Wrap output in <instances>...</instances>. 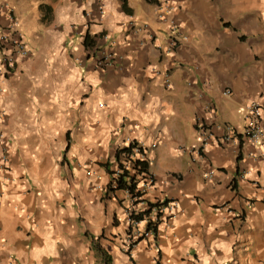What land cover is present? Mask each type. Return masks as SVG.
<instances>
[{
    "label": "crops",
    "instance_id": "crops-1",
    "mask_svg": "<svg viewBox=\"0 0 264 264\" xmlns=\"http://www.w3.org/2000/svg\"><path fill=\"white\" fill-rule=\"evenodd\" d=\"M26 1L0 2V34L23 31ZM132 1L60 0L39 33L22 20L30 55L0 77V264H102L90 236L111 264H264V142L245 137L248 105L264 112V0H169L189 37L174 52L170 23ZM103 51L117 59L100 68ZM131 140L155 180L144 199L178 204L132 250L146 203L103 201L101 167Z\"/></svg>",
    "mask_w": 264,
    "mask_h": 264
},
{
    "label": "built area",
    "instance_id": "built-area-1",
    "mask_svg": "<svg viewBox=\"0 0 264 264\" xmlns=\"http://www.w3.org/2000/svg\"><path fill=\"white\" fill-rule=\"evenodd\" d=\"M1 8V7H0ZM157 16L161 22H168L170 23L171 27V37H170V49L169 52H174L176 48L180 45L181 42H187L189 38L183 34L180 25L174 20L173 12H174V5L169 0H159L157 6ZM135 25V24H133ZM105 40H109V36H104ZM0 49L2 53L0 54V77L6 79L9 75L16 72L18 69V59L19 58H27L30 55V51L27 48V45L24 41L23 36L18 31L16 24L12 23L8 29L2 32L0 36ZM116 56L114 54L108 53L103 51L102 56L98 58L96 65L100 68L106 66L109 67L113 64L116 60ZM80 64L81 62L78 61ZM232 93L230 90H225L223 95L230 96ZM247 116H246V133L245 137L248 139L252 144H260L264 142V125H263V109L262 105L257 102H252L247 107ZM202 135V145L199 150L205 149L208 146L210 140L213 137V132L208 129L207 127H201L200 129ZM240 139V134L230 125L225 127V134L221 138V140L225 143L232 142V140ZM133 141H128V144L132 143ZM139 144V143H138ZM139 147L143 148L141 144ZM135 155L140 157L142 160H147L146 153L143 148V152H140L138 149L135 151ZM4 163L8 162L7 155H5L2 159ZM148 161V160H147ZM119 175V173H118ZM117 175V176H118ZM154 178L153 176L149 175L146 177H141L140 182L138 184V189L141 190L143 193H146L154 185ZM128 197H130L129 192L126 193ZM133 201V199H131ZM167 199L158 200L159 203H164ZM178 208V204L175 201H170L166 207H161V212L163 211L162 216V223L167 222L170 218L174 217L175 212ZM166 211L170 212V216L166 215ZM156 213L158 211L155 209L154 214L151 217L152 221H156ZM131 211L128 212V217L130 219ZM131 220V219H130ZM131 223V221H130ZM141 223V222H140ZM138 222H133V230L132 235L136 239L140 237L150 238L153 233L146 231H139L137 229Z\"/></svg>",
    "mask_w": 264,
    "mask_h": 264
},
{
    "label": "trees",
    "instance_id": "trees-1",
    "mask_svg": "<svg viewBox=\"0 0 264 264\" xmlns=\"http://www.w3.org/2000/svg\"><path fill=\"white\" fill-rule=\"evenodd\" d=\"M151 2L156 0H149ZM42 9V20L43 22L49 23L53 16V8L48 5H43ZM226 26H229L227 23ZM84 45L86 47L94 46L92 39L89 35L85 36ZM138 149L140 152H143V148L139 147L138 142L133 141L128 146L120 147L116 150L114 155V162L116 168H112L111 160L102 163L101 167H103L111 176V181L109 182L105 194L103 197V201H107L112 198L117 192H129L131 199H133V204L138 205L139 203H146L145 209L141 211H132L130 216V226L128 229V233H132L133 225L135 222H147L146 223V231L153 233V235L157 238V234L159 231V226L162 223L163 211L161 212V207H166L170 200H165L164 203H153L150 201H146L144 199L145 193L138 189V184L140 182L141 177H146L150 174V164L147 160H142L140 157L135 155V151ZM114 164V163H113ZM119 173V175H118ZM118 175V176H117ZM152 176V175H151ZM157 210L156 213V221H152L151 217L154 214V210ZM130 233V234H131ZM92 244L100 255L102 264H111L112 258L106 252V250L101 246L100 238H96L95 236H90ZM144 240V237H140L134 244H137ZM133 249V245L130 247Z\"/></svg>",
    "mask_w": 264,
    "mask_h": 264
},
{
    "label": "rangeland",
    "instance_id": "rangeland-1",
    "mask_svg": "<svg viewBox=\"0 0 264 264\" xmlns=\"http://www.w3.org/2000/svg\"><path fill=\"white\" fill-rule=\"evenodd\" d=\"M0 2H3V0H0ZM58 2H60V0H29V1L27 0L26 1L27 5L24 6L23 11H21L20 9L17 10L18 14L21 17H23V18H21V26H22V30H23L22 32L24 34H26V39H27L26 41L27 42H25V43H26L27 47L31 46V44H32L31 32H30L29 29H27V28L25 29L23 27L22 20L32 22L33 25L36 27L35 32L39 33L41 27L44 28L43 24L44 25L47 24V22H43L42 18L40 17V14L42 13V9H46V8H44L43 5H48V6H51V7L55 8V6H56V4ZM132 2H140L142 5H145L147 1L146 0H133ZM25 17H27V18H25ZM141 20L143 21L144 19L138 18L137 19V22H138L137 24L140 25L141 24L140 22H142ZM144 23H146V22H144ZM166 25L167 24H165V26ZM16 26H17V29H18L19 25L16 24ZM168 26H170V24H168ZM18 31L21 33L22 36H24L23 33L20 31V29H18ZM183 34L188 36L187 34H185V32H183ZM0 36H1V34H0Z\"/></svg>",
    "mask_w": 264,
    "mask_h": 264
},
{
    "label": "clouds",
    "instance_id": "clouds-1",
    "mask_svg": "<svg viewBox=\"0 0 264 264\" xmlns=\"http://www.w3.org/2000/svg\"><path fill=\"white\" fill-rule=\"evenodd\" d=\"M158 2H159V0H156V1H153V2H151V3H152L154 6H157ZM170 2H171V1H170ZM171 3H172V2H171ZM172 4H173V3H172ZM173 5H174V4H173ZM174 13H175V5H174V12H173V15H172L173 18H174V20H175V16H174L175 14H174ZM177 23H178V22H177ZM179 25H180V24H179ZM180 27H181V26H180ZM170 29H171V27H170ZM181 30H182V27H181ZM182 32H184V31L182 30ZM170 37H171V36H170ZM187 37H188V36H187ZM188 38H189V37H188ZM85 39H86V38L84 37V41H85ZM182 43H183V42H181L180 45H181ZM180 45H179V46H180ZM176 49H177V48H176ZM128 145H129V144H128ZM128 145H127V146H128ZM125 193H127V192H125ZM126 195H127V194H126ZM130 198H131V197H130ZM131 235H132V234H131ZM132 236H133V235H132ZM144 239H145V238H144ZM137 240H138L137 238L135 239L134 237H132L130 247H131L132 245H133V247H134V246L136 245V244H134V243H135Z\"/></svg>",
    "mask_w": 264,
    "mask_h": 264
}]
</instances>
